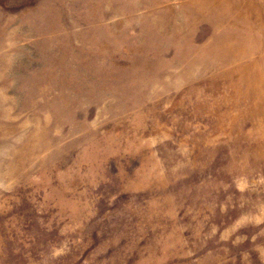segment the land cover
<instances>
[{
    "label": "rangeland",
    "instance_id": "374dc122",
    "mask_svg": "<svg viewBox=\"0 0 264 264\" xmlns=\"http://www.w3.org/2000/svg\"><path fill=\"white\" fill-rule=\"evenodd\" d=\"M0 264H264V0H0Z\"/></svg>",
    "mask_w": 264,
    "mask_h": 264
}]
</instances>
